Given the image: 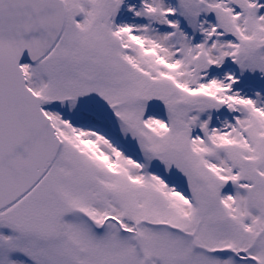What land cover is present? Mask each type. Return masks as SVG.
<instances>
[{"label": "snow or ice", "instance_id": "obj_1", "mask_svg": "<svg viewBox=\"0 0 264 264\" xmlns=\"http://www.w3.org/2000/svg\"><path fill=\"white\" fill-rule=\"evenodd\" d=\"M0 264H264V0H0Z\"/></svg>", "mask_w": 264, "mask_h": 264}]
</instances>
